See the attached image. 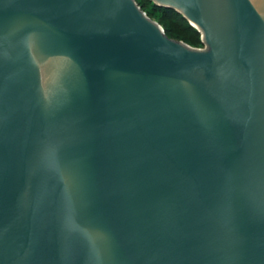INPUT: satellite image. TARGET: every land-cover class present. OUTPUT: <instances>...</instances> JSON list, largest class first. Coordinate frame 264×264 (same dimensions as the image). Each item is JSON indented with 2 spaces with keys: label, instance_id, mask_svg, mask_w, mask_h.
<instances>
[{
  "label": "water",
  "instance_id": "obj_1",
  "mask_svg": "<svg viewBox=\"0 0 264 264\" xmlns=\"http://www.w3.org/2000/svg\"><path fill=\"white\" fill-rule=\"evenodd\" d=\"M0 0V264H264V0Z\"/></svg>",
  "mask_w": 264,
  "mask_h": 264
},
{
  "label": "rangeland",
  "instance_id": "obj_2",
  "mask_svg": "<svg viewBox=\"0 0 264 264\" xmlns=\"http://www.w3.org/2000/svg\"><path fill=\"white\" fill-rule=\"evenodd\" d=\"M135 1L142 6L145 14L163 29L167 37L180 41L192 49H205L202 32L180 13H176L173 9L156 6L152 0Z\"/></svg>",
  "mask_w": 264,
  "mask_h": 264
},
{
  "label": "trees",
  "instance_id": "obj_3",
  "mask_svg": "<svg viewBox=\"0 0 264 264\" xmlns=\"http://www.w3.org/2000/svg\"><path fill=\"white\" fill-rule=\"evenodd\" d=\"M136 3L140 6L141 9H143L142 6L137 1H136Z\"/></svg>",
  "mask_w": 264,
  "mask_h": 264
},
{
  "label": "bare ground",
  "instance_id": "obj_4",
  "mask_svg": "<svg viewBox=\"0 0 264 264\" xmlns=\"http://www.w3.org/2000/svg\"><path fill=\"white\" fill-rule=\"evenodd\" d=\"M193 26H196L194 23L190 22Z\"/></svg>",
  "mask_w": 264,
  "mask_h": 264
}]
</instances>
